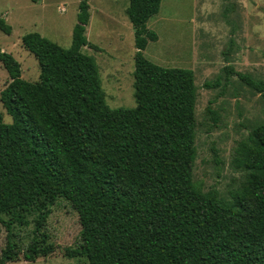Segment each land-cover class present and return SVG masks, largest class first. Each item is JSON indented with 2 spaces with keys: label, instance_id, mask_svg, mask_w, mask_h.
<instances>
[{
  "label": "trees",
  "instance_id": "trees-1",
  "mask_svg": "<svg viewBox=\"0 0 264 264\" xmlns=\"http://www.w3.org/2000/svg\"><path fill=\"white\" fill-rule=\"evenodd\" d=\"M37 3L39 0H31ZM88 0H80L69 48L38 33L22 38L37 61L36 82L0 49L9 83L0 102V224L6 244L0 264L35 262L55 252L43 226L57 199L69 202L81 228L67 258L87 264H264V124L235 151L244 172L231 203L192 182L196 156V87L192 71L164 68L143 56L157 35L147 22L162 0H129L134 30L133 109L111 110L88 43ZM0 31L11 27L0 18ZM233 41V40H232ZM264 101V82L235 73ZM227 82V81H226ZM220 87L207 82L206 89ZM38 214L26 251L11 242L12 216Z\"/></svg>",
  "mask_w": 264,
  "mask_h": 264
},
{
  "label": "rangeland",
  "instance_id": "rangeland-1",
  "mask_svg": "<svg viewBox=\"0 0 264 264\" xmlns=\"http://www.w3.org/2000/svg\"><path fill=\"white\" fill-rule=\"evenodd\" d=\"M80 0H0V18L11 27V34L0 31V49L20 65L21 78L36 82L39 69L34 56L22 47V38L38 33L61 48H69ZM89 22L85 29L88 43L82 53L97 64L100 87L111 110L133 109L134 30L126 15L129 0H88ZM157 35L148 42L143 56L164 68L192 71L196 87L195 148L192 182L203 193L217 192L224 204L243 180L244 172L233 164L235 151L255 127L264 124V101L258 92L235 73L264 82V0H162L159 13L146 24ZM117 35V36H116ZM121 38L117 43L116 37ZM233 40V41H232ZM107 65H117L108 71ZM220 81V87L204 88ZM227 81V82H226ZM9 83L0 64V93ZM3 123L12 118L0 102ZM38 214L23 215L11 223V242L26 251L32 239ZM55 252L35 262L8 264H87L84 258H67L65 249L81 245L76 211L64 199H57L43 226ZM6 244V229L0 224V251Z\"/></svg>",
  "mask_w": 264,
  "mask_h": 264
},
{
  "label": "crops",
  "instance_id": "crops-1",
  "mask_svg": "<svg viewBox=\"0 0 264 264\" xmlns=\"http://www.w3.org/2000/svg\"><path fill=\"white\" fill-rule=\"evenodd\" d=\"M77 13H78V12H77ZM116 36H117V35H116ZM116 40H117V41H116L117 43L121 42V38H119V36L116 37ZM134 47H135V45H134ZM96 52H100V49H99V51H96ZM116 68H117V65H114V66H112V65H107V66H106V69H107L108 71H110V72L115 71Z\"/></svg>",
  "mask_w": 264,
  "mask_h": 264
}]
</instances>
